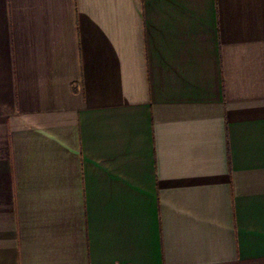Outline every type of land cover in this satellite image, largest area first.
<instances>
[{
    "label": "crops",
    "instance_id": "0c3cea01",
    "mask_svg": "<svg viewBox=\"0 0 264 264\" xmlns=\"http://www.w3.org/2000/svg\"><path fill=\"white\" fill-rule=\"evenodd\" d=\"M0 264H264V0H0Z\"/></svg>",
    "mask_w": 264,
    "mask_h": 264
}]
</instances>
